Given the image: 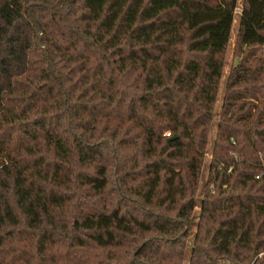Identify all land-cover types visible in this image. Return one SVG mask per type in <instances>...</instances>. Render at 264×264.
I'll use <instances>...</instances> for the list:
<instances>
[{
	"label": "trees",
	"instance_id": "obj_1",
	"mask_svg": "<svg viewBox=\"0 0 264 264\" xmlns=\"http://www.w3.org/2000/svg\"><path fill=\"white\" fill-rule=\"evenodd\" d=\"M237 2L0 0V264H183ZM236 47L187 264H264V0Z\"/></svg>",
	"mask_w": 264,
	"mask_h": 264
},
{
	"label": "rangeland",
	"instance_id": "obj_2",
	"mask_svg": "<svg viewBox=\"0 0 264 264\" xmlns=\"http://www.w3.org/2000/svg\"><path fill=\"white\" fill-rule=\"evenodd\" d=\"M242 3H243V0H238L237 2V8L234 14V21H233V25H232V29L230 33L229 43L224 53L223 75L220 80L217 101L214 106L215 116L213 117L211 127L209 128V131L207 133V144L205 148L204 161H203V165H202L201 172H200L199 187L196 193V207L194 208V212H193L194 217H193L192 223L190 224L189 234L186 240L187 249L185 252V259H184L183 264H187V260L189 257V248L192 247L193 237L195 236V233H196V225L199 221L198 217L200 213L201 198L203 196V187H204L203 184L207 179L208 164H209V161L211 160V153H212L211 150H212L213 143L217 135V124L220 121L219 113L221 111V103H222L223 95L225 91L226 79L232 67L237 66L240 60L239 56L236 54V50H237L236 45H237L238 22H239V16L241 13V9H242Z\"/></svg>",
	"mask_w": 264,
	"mask_h": 264
},
{
	"label": "built area",
	"instance_id": "obj_3",
	"mask_svg": "<svg viewBox=\"0 0 264 264\" xmlns=\"http://www.w3.org/2000/svg\"><path fill=\"white\" fill-rule=\"evenodd\" d=\"M168 135V134H167Z\"/></svg>",
	"mask_w": 264,
	"mask_h": 264
}]
</instances>
